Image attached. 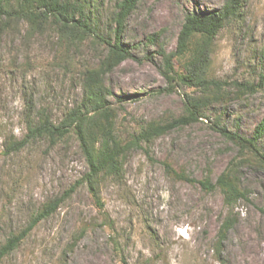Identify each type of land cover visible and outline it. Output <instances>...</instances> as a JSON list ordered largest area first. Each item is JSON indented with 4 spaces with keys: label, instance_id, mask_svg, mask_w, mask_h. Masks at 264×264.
Wrapping results in <instances>:
<instances>
[{
    "label": "rangeland",
    "instance_id": "obj_1",
    "mask_svg": "<svg viewBox=\"0 0 264 264\" xmlns=\"http://www.w3.org/2000/svg\"><path fill=\"white\" fill-rule=\"evenodd\" d=\"M84 1L98 32L112 40L106 32L117 0ZM224 2L138 0L126 17L120 38L132 56L105 83L112 132L128 147L119 171L97 184L102 207L78 182L88 165L72 131L54 143L38 138L16 152L2 150L10 136H24L38 109L57 123L81 102L82 73L104 47H65L50 30L24 37V22L0 35V245L63 196L0 264H264V135L255 142L261 159L219 131L251 138L264 118V0H245L212 41L206 75L222 82L223 97L201 105L196 121L128 143L149 122H169L186 114L191 98L202 99L198 86L179 78L189 53L171 58L170 78L163 53L175 52L187 13L216 11ZM230 165L246 197L226 206L219 188L206 190L198 180L214 183ZM227 216L234 220L220 237Z\"/></svg>",
    "mask_w": 264,
    "mask_h": 264
},
{
    "label": "trees",
    "instance_id": "obj_2",
    "mask_svg": "<svg viewBox=\"0 0 264 264\" xmlns=\"http://www.w3.org/2000/svg\"><path fill=\"white\" fill-rule=\"evenodd\" d=\"M245 0H225L216 11L202 13H187L178 34L175 52L164 54V74L171 69V58L174 55L188 54L185 64V74L180 75L181 81L198 86L202 92V99L189 100L186 114L178 116L166 123L149 122L134 138L128 142L137 146L140 141H148L165 131L196 121L201 117L198 110L201 105L218 101L223 95L220 92L222 82L208 78L206 67L211 51L212 41L219 30L231 19L239 15ZM138 0H117L115 10L110 21L113 27L106 32L107 38L97 30V25L86 10L84 0H0V35L18 32V24L26 23L24 37L34 34L40 35L50 30L57 38V42L65 47L78 45L89 41L91 44H100L104 47V55L96 66L86 68L82 73L83 97L81 102L67 111L63 118L54 123L42 108L35 112L36 120L26 122V133L22 138L10 136L4 143V154L16 152L24 145L38 138L47 139L50 143L63 138L73 132L78 140L88 165L87 172L79 183H86L94 196L95 202L102 207L96 187L102 176L116 174L120 169L123 152L128 147L122 145L113 134L114 108L108 101L111 94L105 83V75L111 72L122 61L132 56L130 50L122 44L126 17L134 9ZM195 38V40H194ZM195 42H194V41ZM192 41L194 43H192ZM192 47L190 48V44ZM219 131L232 142L248 148L257 157L263 159L258 152L255 142L264 135V118L254 129L251 138H244L230 133L223 127ZM263 161V160H262ZM261 161V162H262ZM237 167L230 165L211 183L207 178L198 180L206 190L219 188L226 206H232L238 199L245 198L246 192L240 187ZM180 175V174H178ZM185 178V176H180ZM187 179V178H185ZM193 181V179H189ZM71 187L68 191H71ZM63 196L47 201L34 213L28 223L17 234H11L0 245V259L11 252L25 237V235L41 220L49 216L58 206ZM233 216H227L221 224L220 237L233 223ZM122 264H128L122 261Z\"/></svg>",
    "mask_w": 264,
    "mask_h": 264
},
{
    "label": "built area",
    "instance_id": "obj_3",
    "mask_svg": "<svg viewBox=\"0 0 264 264\" xmlns=\"http://www.w3.org/2000/svg\"><path fill=\"white\" fill-rule=\"evenodd\" d=\"M179 233H181V231H179ZM182 234V233H181Z\"/></svg>",
    "mask_w": 264,
    "mask_h": 264
}]
</instances>
